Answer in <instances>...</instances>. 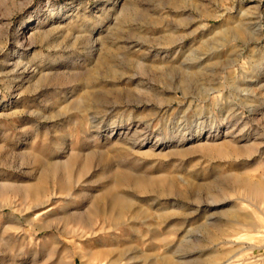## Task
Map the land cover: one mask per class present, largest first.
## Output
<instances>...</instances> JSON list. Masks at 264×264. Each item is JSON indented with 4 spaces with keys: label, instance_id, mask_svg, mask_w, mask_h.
Returning <instances> with one entry per match:
<instances>
[{
    "label": "rangeland",
    "instance_id": "374dc122",
    "mask_svg": "<svg viewBox=\"0 0 264 264\" xmlns=\"http://www.w3.org/2000/svg\"><path fill=\"white\" fill-rule=\"evenodd\" d=\"M178 257L264 264V0H0V264Z\"/></svg>",
    "mask_w": 264,
    "mask_h": 264
},
{
    "label": "bare ground",
    "instance_id": "6f19581e",
    "mask_svg": "<svg viewBox=\"0 0 264 264\" xmlns=\"http://www.w3.org/2000/svg\"><path fill=\"white\" fill-rule=\"evenodd\" d=\"M227 39V38H226ZM226 45V44H224ZM225 47V46H224ZM234 49V47H233ZM232 50V49H231ZM234 51V50H233ZM200 77V76H199ZM192 78H185L184 81L186 82V80H191ZM185 87V86H184ZM186 88V87H185ZM252 187L255 189V190H260L262 187H261V184L259 182H256V183H253L252 184ZM256 192V191H255ZM251 226H254L253 224ZM201 228V227H200ZM203 229L206 231L208 230L207 227H203ZM219 230V229H218ZM206 235V234H205ZM173 255V254H172ZM178 259V260H177ZM176 260L179 261L177 264H191L189 261H182L181 259H183V257H178ZM196 262V261H195ZM193 262V263H195ZM199 262V261H198ZM202 262V261H201ZM205 263V262H204ZM206 264H207V261H206ZM209 264V263H208Z\"/></svg>",
    "mask_w": 264,
    "mask_h": 264
}]
</instances>
